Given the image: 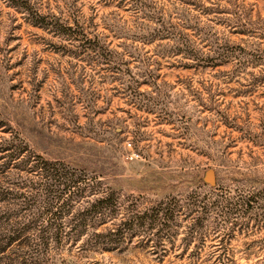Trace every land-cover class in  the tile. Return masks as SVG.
Instances as JSON below:
<instances>
[{"label":"rangeland","instance_id":"rangeland-1","mask_svg":"<svg viewBox=\"0 0 264 264\" xmlns=\"http://www.w3.org/2000/svg\"><path fill=\"white\" fill-rule=\"evenodd\" d=\"M33 2L0 0V123L142 216L48 264H264V0Z\"/></svg>","mask_w":264,"mask_h":264},{"label":"trees","instance_id":"trees-1","mask_svg":"<svg viewBox=\"0 0 264 264\" xmlns=\"http://www.w3.org/2000/svg\"><path fill=\"white\" fill-rule=\"evenodd\" d=\"M11 2L33 23H46L33 0ZM56 24L47 22L64 35L90 34L80 20ZM141 221L102 175L45 157L0 123V264H48L68 244L85 252L122 249Z\"/></svg>","mask_w":264,"mask_h":264},{"label":"water","instance_id":"water-1","mask_svg":"<svg viewBox=\"0 0 264 264\" xmlns=\"http://www.w3.org/2000/svg\"><path fill=\"white\" fill-rule=\"evenodd\" d=\"M215 172L214 171H211L210 173V180H211V183L212 184H215L216 183V178H215Z\"/></svg>","mask_w":264,"mask_h":264}]
</instances>
